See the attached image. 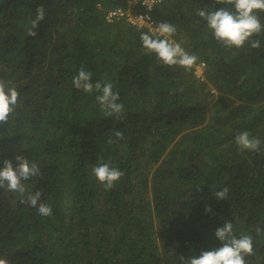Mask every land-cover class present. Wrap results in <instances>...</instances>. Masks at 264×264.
<instances>
[{
    "label": "trees",
    "instance_id": "trees-1",
    "mask_svg": "<svg viewBox=\"0 0 264 264\" xmlns=\"http://www.w3.org/2000/svg\"><path fill=\"white\" fill-rule=\"evenodd\" d=\"M126 3L0 0V80L20 94L0 124V167L22 155L41 169L22 181L24 194L0 188V258L182 264L221 247L215 231L231 222L237 237L253 238L247 264H264V35L257 49H226L197 15L223 5L162 0L152 15L174 25L171 39L204 64L201 80L193 67L170 68L145 55L146 29L106 20ZM40 5L45 18L37 36H27ZM82 66L91 83L113 84L121 119L104 116L98 93L73 87ZM116 130L123 139L108 143ZM244 131L262 141L258 152L235 143ZM101 163L124 172L108 191L92 172ZM224 187L227 199L217 200ZM36 191L50 217L21 202Z\"/></svg>",
    "mask_w": 264,
    "mask_h": 264
},
{
    "label": "clouds",
    "instance_id": "clouds-1",
    "mask_svg": "<svg viewBox=\"0 0 264 264\" xmlns=\"http://www.w3.org/2000/svg\"><path fill=\"white\" fill-rule=\"evenodd\" d=\"M215 4L223 5L217 10L209 11L201 9L197 15L206 21L207 28L211 31L213 38L226 49L239 50L245 45L252 49L260 47V37L264 35V24L261 23L260 13H264V0H214ZM45 18L43 5L36 9V16L30 22L27 29V36L36 37L39 24ZM142 19L151 20V17ZM176 27L171 23L161 22L157 25L152 34L142 32L140 41L144 54H154L158 61L167 67H180L190 69L197 61V56L185 51L180 43L171 39L176 34ZM92 72L86 71L82 66L78 74L73 77L72 84L77 90L96 95V101L106 117L115 116L121 119L124 113V105L119 103V93L113 90L111 82L91 83ZM19 92L14 86L9 87L8 83L0 80V124H6L11 114L18 105ZM123 139V133L119 130L114 132V139L108 143H115ZM235 143L242 150L258 152L261 149L262 141L251 137L247 131L241 132L235 137ZM15 166L11 160H4L3 167H0V188L8 191L24 194L25 187L22 181L31 177L41 175V169L36 163H30L24 156L16 155ZM93 175L100 182L105 191L113 189L116 183L124 176V172L116 167H110L108 163H101L93 167ZM229 188L224 187L215 193L217 200H226ZM41 191H36L22 200L31 207L37 208L38 213L44 217L52 215L50 206L40 203ZM38 206V207H37ZM205 212H211L210 207ZM257 233L261 229H255ZM215 237L221 242V247L203 251L199 257L183 259L182 264H247L246 257L254 255L253 238L251 235L243 234L237 237L233 231V224L225 222L222 227L215 231ZM0 264H9V261L0 258Z\"/></svg>",
    "mask_w": 264,
    "mask_h": 264
},
{
    "label": "built area",
    "instance_id": "built-area-1",
    "mask_svg": "<svg viewBox=\"0 0 264 264\" xmlns=\"http://www.w3.org/2000/svg\"><path fill=\"white\" fill-rule=\"evenodd\" d=\"M161 1L162 0H127L126 7H118L109 10L106 15V20L112 22L114 20L124 19L131 25L146 29L152 34V31L155 30L159 24L152 15V9ZM143 17H151V20L142 19ZM194 69L196 76L200 79H204V64L199 63V72L196 71V66H194Z\"/></svg>",
    "mask_w": 264,
    "mask_h": 264
},
{
    "label": "rangeland",
    "instance_id": "rangeland-1",
    "mask_svg": "<svg viewBox=\"0 0 264 264\" xmlns=\"http://www.w3.org/2000/svg\"><path fill=\"white\" fill-rule=\"evenodd\" d=\"M194 66H196V71H198L199 72V63H197V64H194L192 67H193V69H194ZM201 69V68H200ZM194 71H195V69H194ZM204 78V77H203ZM201 80H204V79H201Z\"/></svg>",
    "mask_w": 264,
    "mask_h": 264
}]
</instances>
